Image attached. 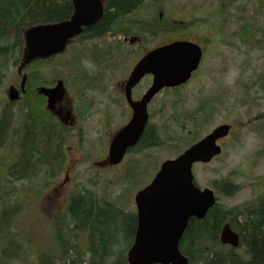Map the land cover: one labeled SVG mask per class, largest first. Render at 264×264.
Returning <instances> with one entry per match:
<instances>
[{
  "label": "trees",
  "instance_id": "1",
  "mask_svg": "<svg viewBox=\"0 0 264 264\" xmlns=\"http://www.w3.org/2000/svg\"><path fill=\"white\" fill-rule=\"evenodd\" d=\"M151 1L161 5L160 0H106L102 19L83 29L76 45L70 48L71 54L31 65L26 92L21 100L0 109V153L10 147L14 150L8 154V162H11V156L14 158L11 164L5 170L2 162L0 165V174H4L0 175V264H32L33 249L17 232V223L27 205L33 202L43 204L44 192L50 189L51 180L62 173L66 162L65 146L71 130L54 121L46 111L44 98L37 93L38 86L48 85L49 77L42 70L48 68V63L50 67L55 66L56 62H67L81 54V60L98 61L100 67L109 63L108 69L117 70L123 66L125 69L127 62H132L130 59L141 51L150 50L144 47L147 38L187 31V26L183 29L168 18L158 16L151 19L146 15ZM221 5L235 11L242 7L248 13L245 19L235 20L237 28L233 37L264 59V0H225ZM73 13L72 0H0V86L8 69L15 70L21 62L24 32L31 27L67 21ZM130 37L138 38L139 49L129 57V53L123 50V40ZM33 67L38 70L36 75L30 72ZM75 72L83 81L84 90L100 85L98 77L101 76L90 75L91 72L82 66H77ZM52 76L55 80L58 75ZM259 82L264 92V76L258 78ZM210 113L212 111L204 102L196 110L189 109L181 116L177 113L169 116L182 132L191 126L187 137L176 146V153L199 138L192 137V133L196 134V129L207 124ZM236 123L237 128L247 126L245 122ZM159 130L157 124L147 126L140 142L118 168L115 180L90 179L79 183L78 189L70 194L62 215L50 210L60 247L46 252L42 249L34 251L38 252L37 264H128L126 254L134 242L137 228L136 212L129 211L128 206L135 193L150 182L158 169L159 164L151 163L152 157H148L147 152L163 145ZM172 140L176 141L173 136ZM101 184H104V190L99 197L97 190ZM26 185H30L32 192L21 189ZM213 185L216 192L226 196L239 190L230 177ZM117 186H123L119 194L109 193ZM254 195L232 208L216 204L204 219L189 222L180 243V250L189 264H264V194L255 191ZM226 223L240 236L238 249L220 243V233ZM66 236L72 239L85 236L88 256L83 255L77 241H70Z\"/></svg>",
  "mask_w": 264,
  "mask_h": 264
},
{
  "label": "rangeland",
  "instance_id": "2",
  "mask_svg": "<svg viewBox=\"0 0 264 264\" xmlns=\"http://www.w3.org/2000/svg\"><path fill=\"white\" fill-rule=\"evenodd\" d=\"M225 1V0H223ZM241 3V2H238ZM236 4V6L238 5ZM217 2L214 0H162L163 14L167 18H173L184 23L197 22L195 27L189 30L188 34L197 33L198 36L206 41V36L210 34L209 28L212 29L211 36L213 42L205 49V59L202 64L200 72L195 79L191 81L186 87L177 94L183 99L185 108L197 107L205 100H212L211 110L213 114L209 124H204L199 129H196L195 135H202L210 132L216 126L222 123L235 124V121L245 122L247 126L243 125L242 128H235L231 137L224 141L223 155L215 159L212 163L206 166H194L195 181L200 188H206L215 184L226 177H230L234 185H238L240 192L232 196L218 194V202L226 208L238 206L254 196L255 191L264 193V92L261 90V83H257L260 76H264V59L261 54L255 50H250L246 47L238 48L236 41L232 40L231 46H224L225 42H231V39L226 37L225 30L227 27L228 33L232 32L235 28L234 21L241 18V13L233 10V16L229 18V24L222 22V14L217 10ZM221 10H224L220 6ZM217 10V11H216ZM230 10H232L230 8ZM146 15L151 16V19L157 18L159 15V4L153 1L149 2V9ZM220 16V21L217 16ZM248 17V16H247ZM175 34H161L157 37H149L146 39L144 47L151 48L169 43L176 39ZM123 50L130 55L138 51V44L129 45L125 44ZM141 51L132 62H136L140 56ZM123 68L117 72L116 80L122 76ZM15 71L12 68L8 69L6 78L0 88V106L8 101V96L5 93L13 84ZM167 101L164 94L158 96L151 111L155 113L153 124L159 126V136L165 140V145L161 148H156L147 152L148 157H152L151 163L160 161L161 163L174 156V149L170 146L177 144L173 140H167L168 136L173 133L174 127L169 121H164L157 113L161 101ZM113 111L115 113H125L117 102L113 99L110 100ZM114 103V104H113ZM106 106H109L108 101ZM179 111H182L179 110ZM169 113L171 111L169 110ZM99 120V116L90 115L86 126H95ZM252 120V123L250 122ZM191 126H188L186 132L189 131ZM96 137L101 136V130L96 128ZM89 132V130H87ZM115 130H113L114 132ZM73 144H70L72 151ZM89 147V144H86ZM106 144L101 146L104 150ZM12 147L3 149L0 153V165L3 163L5 170L8 165L14 160L11 156V162H8V154L14 153ZM92 149L89 147V150ZM102 151H100L101 153ZM91 163V166H95ZM78 164V163H76ZM116 170L115 172H118ZM115 172H96L89 168L88 165H82L78 168L77 183L89 182L90 179H98L103 182L115 180ZM2 175V172L0 174ZM119 173L117 174V176ZM60 177V176H59ZM57 177L56 185L59 190L43 194V204L33 202L27 205V209L23 212L17 223V232L28 241V246L33 249L30 262L37 264L36 255L38 249L43 252L52 251L53 248L60 247L58 245L57 237L54 233V218L50 217V210H59L62 214L67 201V195L75 189V180L68 178L66 181L65 175L60 178ZM1 181H4L2 178ZM55 180L50 182V185ZM109 183V182H107ZM22 184V183H21ZM21 184H17L20 186ZM257 189V186L260 185ZM33 186V185H32ZM123 186L114 187L109 191L112 195L116 196L120 193ZM32 192L30 185L21 187ZM104 184L100 185L97 190L99 197L102 196ZM44 192V191H43ZM129 211H135L134 197L131 199ZM75 238V237H74ZM70 241H77L79 246L83 249V255H87L86 250V237L80 236L77 239H72L66 236ZM85 243V245H84ZM16 264V263H15Z\"/></svg>",
  "mask_w": 264,
  "mask_h": 264
},
{
  "label": "water",
  "instance_id": "3",
  "mask_svg": "<svg viewBox=\"0 0 264 264\" xmlns=\"http://www.w3.org/2000/svg\"><path fill=\"white\" fill-rule=\"evenodd\" d=\"M105 0H72L74 13L67 21L40 25L25 31V47L19 68L23 69L38 59H46L63 53L72 38L98 23L104 14ZM136 38L130 39L134 44ZM203 57L200 45L187 41H176L148 51L136 64L125 83V96L132 109L127 125L114 136L109 149L107 163L120 164L127 151L142 137L148 122L147 106L161 90L175 88L189 81ZM152 84L144 96L134 101L132 90L147 76ZM26 84V75L21 84ZM62 82L53 89L42 88L41 95L48 98V109H60L64 97ZM19 94L11 96L12 100ZM69 113L67 114V116ZM231 126L224 124L190 147L178 158L165 161L152 182L135 196L138 225L134 243L128 250V264H189L180 251V242L192 218L202 220L216 204L214 191L201 190L194 183L192 167L196 163H209L221 154L217 141L227 137ZM220 241L224 245L238 247L239 236L229 224L221 231Z\"/></svg>",
  "mask_w": 264,
  "mask_h": 264
},
{
  "label": "flooded vegetation",
  "instance_id": "4",
  "mask_svg": "<svg viewBox=\"0 0 264 264\" xmlns=\"http://www.w3.org/2000/svg\"><path fill=\"white\" fill-rule=\"evenodd\" d=\"M163 9H165V7H162L161 5L160 13H159L160 19L163 18ZM240 13L242 15L241 18L243 19L248 16V13L245 10H241ZM225 23L228 24L229 19H226ZM182 27L184 29L183 23H182ZM228 29H230V27H227V29L225 30L226 37L229 38L231 35V39H235L233 37L232 32L228 33L227 31ZM209 32L210 34H208L206 37L207 43L212 41L211 28H209ZM180 34H183V31H181ZM177 37H182L180 39H184V37L181 35H178ZM193 39L199 40L198 34L190 36L189 38L184 40L192 41ZM238 43L242 47H245L244 43L241 42ZM201 44L203 45V43ZM96 62L98 61L81 60V62H68L70 66L68 65V69L65 71L66 72L65 81L62 79H58L57 77V80L54 82V76H52L47 81L48 83L47 88H54L59 80H62L64 82L65 97L61 102V108L63 109L61 116L62 118H64L67 113L71 112L72 117L68 118L67 121H64L63 119L55 116L53 112L48 110L47 98L42 96L45 100L46 111L54 118V121L56 123L61 124L66 129L71 130L70 138H74L75 136L78 137L79 141H75L74 145L76 147L81 148L82 150V154L80 155L79 158V161H82V163H89L92 157L96 155V151H93L92 152L93 154L87 153V148L91 147L100 151L101 142H103L104 144L110 143L114 136L113 130H116L119 126L123 127L124 125H126L132 117V110L126 103L125 83L130 73L132 72V70L134 69L135 65L138 62H127L128 63L127 68L124 69L123 66V69L127 70V72L122 73L121 74L122 76L119 78V80H116L114 78V76L116 77L119 69L117 70L108 69L109 63H103L101 64L100 67ZM81 64L85 65L91 72L94 73L91 74L92 76L94 77L95 75L101 76L98 77V80L100 81L99 86L95 88H89L88 90L83 89L82 87L83 81L78 78V75L75 72L76 67L80 66ZM72 65H74V67L70 68ZM37 71L38 70L34 68L31 73L33 75L34 74L36 75ZM152 80L153 77L151 75L145 76L141 80V83L137 85V87L133 90V98H135L134 100H140L143 97V95L147 92V90L151 86ZM38 88L39 87H37L36 89ZM181 90L182 89L172 90V92H170L171 99L170 100L168 99L167 101L162 100L161 105L159 106V111L164 112L167 109L174 114L175 110L177 109L181 110L182 104L184 102L180 97L177 96V94H179ZM111 99H113L114 102H117L120 105L121 109L125 111V113H115L113 111L114 108L110 103ZM107 101L109 103V106H106ZM41 102L43 104V100H41ZM125 104L127 109L125 107ZM152 104L153 102L149 106H151ZM93 114L99 116V120L97 124L95 126L92 125L86 126L90 118V115ZM96 128H99L101 130L102 135L100 137L95 136L97 131ZM87 130H89V132ZM222 141L223 139L219 140L218 143L221 144ZM86 144H89V147H86ZM65 152H66L65 157L66 159L68 158L69 162L67 166H64V169L61 174L65 175L66 176L65 180L68 181L69 180L68 178H70V174H73V176H75L76 174L74 171H71L69 167L70 159L74 156V153L71 152V149L68 144H66L65 146ZM95 157L100 158V156H95ZM58 190L59 188L57 187V191Z\"/></svg>",
  "mask_w": 264,
  "mask_h": 264
}]
</instances>
